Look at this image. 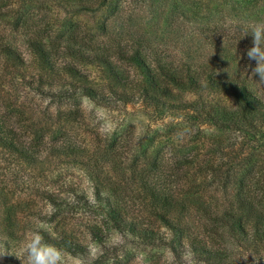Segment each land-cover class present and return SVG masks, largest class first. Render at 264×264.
Returning a JSON list of instances; mask_svg holds the SVG:
<instances>
[{"label": "rangeland", "instance_id": "obj_1", "mask_svg": "<svg viewBox=\"0 0 264 264\" xmlns=\"http://www.w3.org/2000/svg\"><path fill=\"white\" fill-rule=\"evenodd\" d=\"M256 23H264V0H110L100 10L91 11L65 0H0V43L12 47L25 59L24 65H17L13 57L0 54V113L10 117L8 122L22 134L26 147L35 145L33 149L29 147L33 154L39 149L45 154L49 136L46 134L44 140L41 139L39 129L50 121L58 130L54 136L58 143L65 141L66 127L70 130L68 138L88 146L92 154L97 149L99 156L102 151L116 150V154L111 153V158L104 163V171L124 185L125 176L120 173L126 171L127 176L134 178L133 169L144 166L143 152L180 153L190 142L204 139L206 143L217 131L204 125L198 128L180 114L148 115L139 104L100 105L87 96L65 100L42 93L35 88L39 84L38 74L42 69L44 72L48 70L40 65L27 40L30 37L41 40L47 50L62 48L68 34L75 28L80 35H88L87 44L95 47L102 46V41L121 30L128 31L127 37L142 35L150 38L160 50L177 60L184 57L195 67L206 62L216 65L217 71L223 74L240 73L262 94L264 82L246 69L249 63L254 67L255 62H250L244 55L252 46V40H246L252 39L251 26ZM238 38L241 39L239 43ZM84 49L87 52L92 50ZM58 58L56 68L65 62L64 55ZM114 61L121 64L118 59ZM80 66L91 78L101 82L100 67L92 64ZM48 75H51L50 71ZM44 81L42 87L45 90L50 89L49 84L53 82L62 83V79L54 75ZM202 94L205 99L229 98L223 93ZM184 96L187 100L197 97L189 92H184ZM71 110L74 114L69 117L67 112ZM65 114L67 121L70 119L66 126ZM223 136L231 137L236 143L242 141V136L236 132L227 131ZM108 143L113 145L107 146ZM235 153L238 154L237 160L243 163L237 172L232 173L235 176L246 173L243 167L248 162L244 158L248 157L252 162L260 160L259 155H249L239 146ZM7 156L9 153L6 152L0 162V264H21L17 253L31 231H40L44 240L50 243L48 236H56L55 229L63 230L65 226L80 237L91 253L105 254V264H264V247L245 246L228 234L223 237L225 241L220 239L217 244L211 242L210 236L206 239L212 249L224 247L230 250L231 258L214 262L202 260L189 246L199 232L197 230L192 232L191 239L183 236V245L175 247L144 243L117 231H112L105 244H98L87 226L95 221L100 223L104 209L100 202H96L94 183L86 166L52 156L42 172L21 157L7 159ZM94 159L92 164L96 163ZM135 182L133 179L131 192L137 188ZM224 182L225 176L212 177L208 181V188L222 202L232 198L237 186L232 182L224 189ZM66 183L80 185V191L85 193L90 206H84L85 197L80 201L83 205L80 208L63 209L61 214L53 215L57 208L49 200L48 192L65 198ZM73 194L69 191L67 198L74 200ZM115 195L110 192L111 198L114 199ZM56 247L63 251L65 264H91L81 255L75 256L65 248Z\"/></svg>", "mask_w": 264, "mask_h": 264}, {"label": "trees", "instance_id": "obj_2", "mask_svg": "<svg viewBox=\"0 0 264 264\" xmlns=\"http://www.w3.org/2000/svg\"><path fill=\"white\" fill-rule=\"evenodd\" d=\"M109 1L65 0L66 3L79 4L90 11L100 10ZM126 34L129 32L121 30L107 41H102V46L91 47L86 41L88 35L82 36L74 28L65 39V46L53 47L51 50L45 49L41 40L30 37L27 40L28 47L40 65L48 70L44 72L41 68L39 84L35 88L65 100L87 96L100 105L114 106L119 102L139 104L151 116L180 114L198 128L199 125L210 126L217 133L210 136L206 143L204 139L188 143L180 153L174 151L165 155L159 150L143 152V168L133 169L134 178L127 176L126 171L120 173L125 176L122 185L115 181L112 174L104 171V163L111 158V153L116 154V150L102 151L99 156L97 149L92 154L88 146L68 138L70 130L66 127L65 141L58 143L54 138L58 130L50 121L42 130L39 129L41 139L44 140L46 134L49 136L45 154H41V149L33 154L29 150L35 145L26 147L21 139L22 134L8 122L10 117L0 113V162L7 152V159L21 157L42 172L52 156L67 163L86 166L94 183L96 202H100L99 205L104 209L100 223L95 221L87 226L92 239L98 244H105L112 231H117L144 243L175 247L177 244L183 245V236L191 239L192 232L197 230L199 232L189 246L202 260L212 262L226 261L231 258L232 252L224 247H208L206 237L209 236L211 242L216 244L228 234L245 246L264 247L263 91L259 94L240 73L223 74L217 71L216 65L206 62L195 67L184 57L177 60L160 50L150 38L142 35L127 37ZM251 40L247 38L246 41ZM240 41L238 38V43ZM84 47L91 48V52H87ZM0 54L7 58L13 57L17 65H24L25 59L4 43H0ZM61 55L65 56V62L56 68L55 60ZM113 56L121 61L120 65ZM80 64L100 67L101 82L84 72ZM49 71L51 75H48ZM53 75L60 77L62 83H48L50 89L45 90L42 87L44 79ZM184 92L196 94L197 97L193 100L184 99ZM204 92L223 93L229 98L205 99ZM72 111L67 112L69 117L74 114ZM69 121L65 114V126ZM227 131L240 134L242 141L236 143L231 137H224L223 133ZM237 145L247 150L249 155L260 156V160L253 162L248 157L244 158L248 165H244L246 173L240 176L232 175L243 165L237 160ZM93 158L95 164H92ZM223 176L224 189L228 183L237 185L232 198L224 202L208 188V181L212 177ZM133 179L137 188L131 192ZM80 190V185L66 183L65 198L49 191L47 196L57 208L53 215L61 214L63 209L72 211L83 206L80 201L86 195ZM69 191L74 193V200L67 198ZM110 192L116 193L114 199ZM89 202L86 197L84 206H90ZM55 231L56 236H48L51 244L65 248L75 256L81 255L91 264L106 263L105 254L91 253V249L82 243L71 228L65 226V229L56 228Z\"/></svg>", "mask_w": 264, "mask_h": 264}, {"label": "clouds", "instance_id": "obj_3", "mask_svg": "<svg viewBox=\"0 0 264 264\" xmlns=\"http://www.w3.org/2000/svg\"><path fill=\"white\" fill-rule=\"evenodd\" d=\"M252 46L244 54L249 63L246 67L253 77L264 82V23L251 26ZM21 264H65L64 253L61 249L46 242L40 231H31L22 242L17 253Z\"/></svg>", "mask_w": 264, "mask_h": 264}]
</instances>
